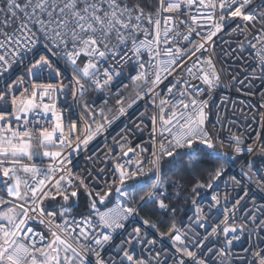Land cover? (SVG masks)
Wrapping results in <instances>:
<instances>
[{
	"label": "snow or ice",
	"instance_id": "obj_1",
	"mask_svg": "<svg viewBox=\"0 0 264 264\" xmlns=\"http://www.w3.org/2000/svg\"><path fill=\"white\" fill-rule=\"evenodd\" d=\"M232 25L238 58L248 51L264 78V0H0V264H264L252 162L231 177L242 196L216 192L205 208L201 192L234 159L225 148L264 155V134L245 145L202 98L220 83L208 42ZM90 91L114 104L90 105ZM67 93L79 119L58 104ZM140 101L151 106L135 131L79 169L74 156Z\"/></svg>",
	"mask_w": 264,
	"mask_h": 264
},
{
	"label": "built area",
	"instance_id": "obj_2",
	"mask_svg": "<svg viewBox=\"0 0 264 264\" xmlns=\"http://www.w3.org/2000/svg\"><path fill=\"white\" fill-rule=\"evenodd\" d=\"M259 3V0H257ZM243 23V22H241ZM244 33L235 27V25L221 31L215 37L213 41L208 42V52H204V56H208L212 53V59L215 63L218 74L220 75L219 85L209 94L204 92L203 99L209 101L210 121L216 124L217 128L220 125L217 123V113L224 124L225 129L231 128L233 132L241 135L245 141V145L252 144L256 140L257 133L264 134V125L261 121L264 117L261 113H264V108L261 104H264V78H261L259 70H256L255 76L252 72V66L256 63L255 59L249 55L248 51L242 54V58H238L241 54L238 51L237 40L242 39ZM198 39V37H197ZM236 50V51H233ZM235 77V79H233ZM42 78L44 81L50 79L48 73H43ZM172 78L169 77L161 85V89H165ZM70 80V73H66L65 84ZM199 87L205 88L206 86L195 81ZM89 95V96H88ZM89 104L94 107L107 108L111 104H114V97H110L109 104H104V101L95 92H89L85 97ZM59 105L67 107L73 105L76 109L75 118L79 119L78 106L83 104V100L73 101L71 93H67L66 96H61L58 100ZM150 104H145L144 101H140L138 106H134L128 110V115L121 117L117 120L108 132L105 133V137H99L90 143L87 152H81L78 157L74 156V161L79 169H88L92 167L91 161L87 159L88 155L95 158L96 155L103 157V154L108 151L106 144H113V137H118L124 134L127 129H133L134 125L139 121V113L144 111L145 108L150 107ZM255 115V121L253 120ZM231 122V123H230ZM222 135L227 139L228 132L225 131ZM130 137L133 140H137L140 137V133L136 131L135 136ZM144 139H147L145 134ZM259 147V145H255ZM229 156H234V159L226 164L227 172L221 178L218 185L214 190H210L205 194L206 199L203 202V206L207 208L208 202L211 200V196L218 192L221 198V202H224V194L227 191L231 194L232 198L236 196H242L243 190L240 187H233L232 176L240 177L241 172H247V163L252 162L253 168V180L249 183L245 180L244 190H249L250 197H255L257 205L264 204V190L256 184V180L260 177H264V155L259 152L254 154H248L246 151L241 155H235L231 150L224 149ZM258 173V174H257ZM247 207H251V199L246 198L243 202ZM186 209H191V203L188 204ZM186 209L182 210V213H177L178 218L185 215ZM190 214V213H188ZM239 219V217H238ZM187 223V220H185ZM166 230L165 225H161V231ZM157 239L159 236L157 235ZM257 241L253 238L252 243ZM212 243L211 241L209 242ZM249 244V238L247 233L241 236L239 241L234 242V253H242V249Z\"/></svg>",
	"mask_w": 264,
	"mask_h": 264
},
{
	"label": "trees",
	"instance_id": "obj_3",
	"mask_svg": "<svg viewBox=\"0 0 264 264\" xmlns=\"http://www.w3.org/2000/svg\"><path fill=\"white\" fill-rule=\"evenodd\" d=\"M88 96H89V95H88ZM225 167H226V165H225ZM227 171H228V170H227V167H226V172H227ZM226 172H225V174H226ZM225 174H224V175H225ZM218 183H219V182H218ZM218 183H217V185H218ZM208 191H210V190H204V189L201 190L202 193H206V192H208ZM187 206H188V205H184V204H183V197H181L180 211H178V212H179V213H182V210H183V209L185 210V209L187 208Z\"/></svg>",
	"mask_w": 264,
	"mask_h": 264
}]
</instances>
